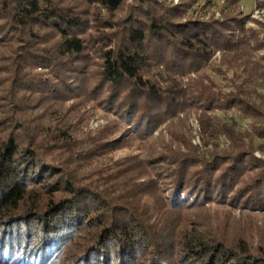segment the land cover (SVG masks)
<instances>
[{"label": "trees", "instance_id": "16d2710c", "mask_svg": "<svg viewBox=\"0 0 264 264\" xmlns=\"http://www.w3.org/2000/svg\"><path fill=\"white\" fill-rule=\"evenodd\" d=\"M4 1L0 264H264V227L232 216L264 209V22L238 0Z\"/></svg>", "mask_w": 264, "mask_h": 264}, {"label": "rangeland", "instance_id": "374dc122", "mask_svg": "<svg viewBox=\"0 0 264 264\" xmlns=\"http://www.w3.org/2000/svg\"><path fill=\"white\" fill-rule=\"evenodd\" d=\"M4 0H0V7L1 4H3ZM175 2H178L179 0H173ZM229 0H198L197 3H195L193 6L198 8V11H203V8L205 7V14L209 16L210 14L215 13L216 16L221 15V9L225 8L227 5V2ZM5 2V1H4ZM238 6L242 10L244 14H250L251 17L259 19L264 22V8H260L257 6L255 0H238L237 2ZM78 6L82 9L85 8V5L80 3ZM248 25L251 26H256V22L249 20ZM217 56L220 57V54L217 53ZM90 105H86V110H90ZM218 114L222 116L225 120H230L231 118H235L238 122V127L241 130L248 129L250 127L249 119L244 118L243 116L239 115L237 112L230 110L227 112L223 111H218ZM181 117H184L187 121V124L190 129V136L192 143L194 145H198L199 148L201 149H206L207 146L203 144L202 136V125L199 120L198 115L196 114L195 111H189L186 113H181ZM112 118V116L109 114H106L103 110L101 109H96V112L88 123L84 125L85 130H98L100 129L103 125L107 124V122ZM177 121V119H175ZM160 132L164 133L169 137V132L167 130L166 124L162 125L159 129H157L154 132V135H158ZM221 141L225 145H230L229 141H226L224 137H221ZM259 141V140H258ZM260 142V141H259ZM136 151V148H125L121 149L118 151V153L115 156H121L125 155L128 153H131V151ZM255 154L258 157H262V153L259 150L255 151ZM264 157V156H263ZM214 211H224L226 208L224 206H217L216 203H212L211 205ZM258 215H254V217H251L249 214H247V210H243L240 207L235 208V210H232V216L234 218V223L240 225L242 230L247 231L248 229H251L253 231L258 230V226H263L264 227V209L262 210H254ZM256 234H253V237Z\"/></svg>", "mask_w": 264, "mask_h": 264}]
</instances>
